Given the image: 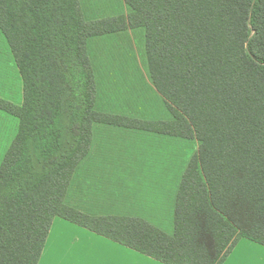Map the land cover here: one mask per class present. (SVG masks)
Masks as SVG:
<instances>
[{
  "label": "trees",
  "instance_id": "1",
  "mask_svg": "<svg viewBox=\"0 0 264 264\" xmlns=\"http://www.w3.org/2000/svg\"><path fill=\"white\" fill-rule=\"evenodd\" d=\"M90 21L79 0H0V32L22 84L0 98L16 120L0 161V264H38L55 218L163 264H223L241 239L264 247V0H123ZM143 29L166 119L104 111L90 39ZM195 140L171 217L89 214L69 205L93 125Z\"/></svg>",
  "mask_w": 264,
  "mask_h": 264
},
{
  "label": "rangeland",
  "instance_id": "2",
  "mask_svg": "<svg viewBox=\"0 0 264 264\" xmlns=\"http://www.w3.org/2000/svg\"><path fill=\"white\" fill-rule=\"evenodd\" d=\"M84 17L94 21L126 15L128 8L123 0H79ZM88 55L97 85V105L109 112L144 119H166L169 116L165 102L151 84L145 58L143 29H130L89 40ZM22 84L8 44L0 32V97L14 104L21 102ZM16 129V120L0 112V161ZM118 129V130H115ZM107 136L118 138L121 149L140 151L144 143L164 147L168 157L182 173L197 150L195 140L178 138L160 139L144 137L141 131L113 128L106 129ZM152 134V133H148ZM155 135V134H154ZM141 140V141H140ZM159 154V155H160ZM129 159L127 160V162ZM158 165H161L160 163ZM177 178V176H176ZM96 180V179H95ZM91 181L84 192L67 197V203L89 214L122 213L118 204L116 186ZM70 194V192H69Z\"/></svg>",
  "mask_w": 264,
  "mask_h": 264
},
{
  "label": "crops",
  "instance_id": "3",
  "mask_svg": "<svg viewBox=\"0 0 264 264\" xmlns=\"http://www.w3.org/2000/svg\"><path fill=\"white\" fill-rule=\"evenodd\" d=\"M88 45L89 41L87 51ZM113 128L116 127L93 125L90 152L80 163L71 181L69 196H74L73 192L77 194L75 190H78V194L84 192L92 177L96 179L95 182L120 188L117 205L124 209L120 214L112 211L107 215L139 217L150 223L169 220L182 174L173 163L174 157H168L166 152L160 154L164 147L158 148L141 140L140 151H125L121 149L118 138L107 136L104 132ZM143 135L155 137L158 142L169 138L146 132ZM38 264L163 263L66 220L55 218ZM223 264H264V247L241 239Z\"/></svg>",
  "mask_w": 264,
  "mask_h": 264
}]
</instances>
